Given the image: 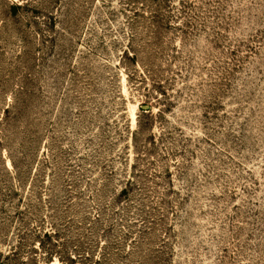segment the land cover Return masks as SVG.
I'll use <instances>...</instances> for the list:
<instances>
[{"label": "rangeland", "instance_id": "374dc122", "mask_svg": "<svg viewBox=\"0 0 264 264\" xmlns=\"http://www.w3.org/2000/svg\"><path fill=\"white\" fill-rule=\"evenodd\" d=\"M0 264H264V0H0Z\"/></svg>", "mask_w": 264, "mask_h": 264}]
</instances>
